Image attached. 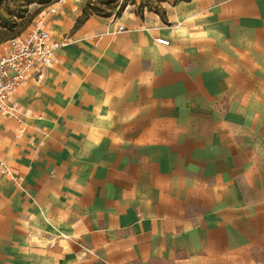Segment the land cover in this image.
Wrapping results in <instances>:
<instances>
[{
	"label": "crops",
	"instance_id": "0c3cea01",
	"mask_svg": "<svg viewBox=\"0 0 264 264\" xmlns=\"http://www.w3.org/2000/svg\"><path fill=\"white\" fill-rule=\"evenodd\" d=\"M86 3L0 114V264H264V0Z\"/></svg>",
	"mask_w": 264,
	"mask_h": 264
},
{
	"label": "built area",
	"instance_id": "2783aa9c",
	"mask_svg": "<svg viewBox=\"0 0 264 264\" xmlns=\"http://www.w3.org/2000/svg\"><path fill=\"white\" fill-rule=\"evenodd\" d=\"M64 1L56 0L47 9L56 12ZM123 28L124 24L118 26V30ZM65 42L55 39L49 30L38 26L26 35L10 37L3 43L0 52V114L21 117L11 102L12 94L18 86L27 83L29 76L40 79L42 70L52 63L57 50ZM156 42L169 44V40L164 38H157ZM2 171L11 173L7 166Z\"/></svg>",
	"mask_w": 264,
	"mask_h": 264
},
{
	"label": "rangeland",
	"instance_id": "374dc122",
	"mask_svg": "<svg viewBox=\"0 0 264 264\" xmlns=\"http://www.w3.org/2000/svg\"><path fill=\"white\" fill-rule=\"evenodd\" d=\"M52 0H0V52L10 37L26 35L36 27L40 13L47 11ZM88 11L107 17H116L127 11H144L158 8L159 0H90ZM41 11V12H40ZM40 12V13H39ZM37 14V15H36ZM109 15V16H108ZM17 24L16 26L13 25ZM7 24L3 26V24ZM11 26H14L10 28Z\"/></svg>",
	"mask_w": 264,
	"mask_h": 264
},
{
	"label": "trees",
	"instance_id": "16d2710c",
	"mask_svg": "<svg viewBox=\"0 0 264 264\" xmlns=\"http://www.w3.org/2000/svg\"><path fill=\"white\" fill-rule=\"evenodd\" d=\"M56 0H52L51 1V3H49V5L51 6V4L52 3H54ZM89 9H92L91 8V1L90 0H87V3H86V5H85V7L83 8V10H82V14L78 17V19H77V22H76V26H78V25H80L83 21H85L88 17H89V15H91V14H93L92 12H89L88 10ZM41 12V11H40ZM39 12V13H40ZM99 14V13H98ZM37 15V14H36ZM109 16V15H108ZM7 24H3V26H6ZM13 25H17V24H15V22H14V24ZM12 27H14V26H11L10 28H12Z\"/></svg>",
	"mask_w": 264,
	"mask_h": 264
}]
</instances>
